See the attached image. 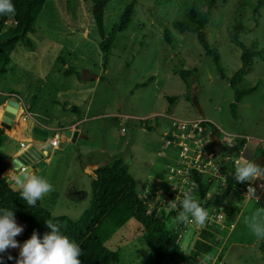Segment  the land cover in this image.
<instances>
[{"label": "rangeland", "instance_id": "1", "mask_svg": "<svg viewBox=\"0 0 264 264\" xmlns=\"http://www.w3.org/2000/svg\"><path fill=\"white\" fill-rule=\"evenodd\" d=\"M128 1L113 0L106 6L103 17V32L106 36L118 23ZM206 1L161 0L158 4L156 0H138L129 28L117 34L105 65L90 1H45L34 24L36 32L29 34L31 47L22 44L16 46L10 57L9 72L0 78V90L12 88L26 101L29 100V104L37 97L38 104L32 110L40 111L50 126L71 117V112L63 111L62 104L77 106L81 111L89 104L90 116H100L92 124H84L82 131L88 132L87 140L79 137L73 143L61 131H57L60 147L64 150L55 152L51 165H45L41 157L34 162V166L46 167V171L38 173V177L63 189L55 211L50 212L53 216H65L77 221L89 208L92 199L90 181L89 177L83 180L77 156L80 150L103 143L116 155L110 160L104 156L98 166L116 158L122 159L136 180L140 198L146 202L149 210L160 205L162 221L175 236L182 252L190 256L192 246L204 229L196 224L173 223L178 212L174 211L170 203L176 200L175 195H179V190L170 184L166 174L163 186L159 187L162 190L159 191V180L165 177L156 179L151 173L156 170L168 171L167 166L173 168L177 164L170 157L172 160L166 162L171 152L167 153L163 146L161 155L166 156L158 159L155 152L148 148V138L162 144V138L171 128V116L182 120L206 118L229 135L239 134L247 139L239 156L250 155L248 160H252L253 154L248 151L247 142L252 144L255 139H261L259 145H264V62L255 58L251 72L242 80V88L257 83L259 86L236 104V117H233L230 105L234 103V93L228 83L217 76L211 58L204 53L196 36L181 34L172 27L173 21L186 19V13L192 7L205 10ZM216 3L218 9L206 28V34L209 42L219 51L224 73L232 76L241 65L240 50L230 43L229 30L233 19L241 12L247 31L241 34L240 39L246 45L252 40H257L261 45L264 43V9L260 10L258 23L255 24L251 13V5L255 0H216ZM164 28L169 29V35L175 40L174 46L163 40ZM181 59L184 60L185 69H197L187 85L172 73L173 67ZM67 67L81 70V76H64L59 69ZM150 76L154 77L153 80L146 82ZM140 83L145 85L136 88ZM168 97L176 98L172 105L167 101ZM6 102L0 96V106ZM22 111L24 113L25 108L22 107ZM121 126L126 131L119 138L123 133L119 132ZM53 134L46 133L43 141L49 142ZM231 136V141L220 142V148L232 146L238 139H243ZM124 138L128 140L125 144L132 140L134 142L130 153L128 145L122 146ZM46 150L50 152L51 148ZM238 158L233 156V159ZM227 167L226 162L224 170ZM225 174L226 171H223L221 177ZM222 178L210 182L204 180L208 184L210 197L217 196L225 187L223 183L221 185ZM73 184L79 190L78 198L72 192ZM258 185L262 187L264 180L256 179L257 189ZM262 189L264 193V187ZM238 190L241 202L235 204L236 213L225 212L221 226L209 229L214 234L216 246L209 254L213 260L206 264H264V240H257L245 223L257 209L264 207V195L261 202L259 196L247 197L248 187L243 186ZM57 196L58 191L52 190L40 200L41 205L55 203ZM196 196L197 192L192 198ZM182 200V196H179L175 203L181 205L179 202ZM203 208L208 216L214 215V207ZM106 246L119 253L120 264L151 263L144 230L135 220L114 230ZM12 249L20 258L21 248ZM206 256L199 257V260H204Z\"/></svg>", "mask_w": 264, "mask_h": 264}, {"label": "trees", "instance_id": "2", "mask_svg": "<svg viewBox=\"0 0 264 264\" xmlns=\"http://www.w3.org/2000/svg\"><path fill=\"white\" fill-rule=\"evenodd\" d=\"M46 0H11L15 8L14 14H0V78L9 72L11 54L18 44L30 47L32 41L29 34L35 33V21L41 13ZM91 4V13L94 23L99 31L101 42L99 44L102 52V60L105 61L109 55L112 44L118 33L126 31L131 23L138 0H129L123 8L118 23L114 24L110 33L106 36L103 32V17L106 6L113 0H89ZM159 4L161 0H156ZM206 9L200 10L192 7L186 13V19H179L172 22V27L179 33L194 34L204 53L209 56L214 64L217 76L228 83L234 93V103L230 105L233 117H236L235 110L244 96L250 95L258 89L259 84L248 88H242L241 82L244 77L252 70L254 59L258 58L264 62V43L259 44L257 40H252L246 45L241 39V34L247 31L244 23V16L241 12L234 17L230 26V43L240 50L239 69L232 75L227 76L221 66L220 54L218 49L213 46L206 34V28L212 20L214 12L217 11L216 0H207ZM245 5V3H244ZM264 9V0H255L251 5V13L255 24L258 23L260 10ZM14 20L15 25H11L5 32H2L4 22ZM163 40L168 44H175V40L169 35V29H163ZM179 64L173 67V75L179 78L187 85L188 81L196 74L197 69H185L184 60L178 61ZM64 76H81L79 71L73 67H67ZM154 77H148L146 82H150ZM102 80V77L100 78ZM145 82V83H146ZM145 83L136 85V88L142 87ZM175 97H168L167 101L172 105ZM66 109L67 104H62ZM69 110L80 115L78 107H69ZM202 119V118H201ZM197 120V119H189ZM203 120V126L211 132L213 136H220V131L210 122ZM151 127L149 128V130ZM4 131L0 127V147L2 146ZM166 137V136H165ZM164 139V138H163ZM245 139H238L232 146L220 148L224 158L239 157L240 149L243 147ZM257 155H254V159ZM227 162V161H226ZM227 168H231L229 161ZM8 165L5 158L0 154V210L8 209L14 212L15 222L23 228V232L15 239L22 248L33 233L38 234L42 240L46 233L51 230L47 227L46 221L51 220L61 226V232L67 236L70 241L77 244L81 249L79 260L81 264H120V256L116 251L106 246L114 230L122 228L130 220L138 222L144 230V241L151 252L150 264H200L199 257L211 254L216 246L214 234L211 230L201 231L198 240L191 248L190 256L187 257L181 250L176 238L168 230L161 219L163 214L160 205L152 210L148 209L145 201L140 198L136 188L135 178L128 172L122 159L116 158L106 165L99 166L93 171V180L90 183L92 199L88 209H86L77 221H72L65 216H53L47 210L41 208V201H37L34 207H29L21 199L20 192L12 190L10 183L6 180L4 173ZM228 172V171H227ZM226 175V186L217 196L206 198L208 194V184L204 183L202 178L197 177L198 189L197 196L193 198L198 201L202 207L212 206L214 210L219 207L236 213L235 204L241 202L239 188L247 187L250 184L245 181L237 182L232 175ZM39 203V204H38ZM176 213L182 210H175ZM19 256L12 248L0 253V264H17Z\"/></svg>", "mask_w": 264, "mask_h": 264}, {"label": "clouds", "instance_id": "3", "mask_svg": "<svg viewBox=\"0 0 264 264\" xmlns=\"http://www.w3.org/2000/svg\"><path fill=\"white\" fill-rule=\"evenodd\" d=\"M14 13L15 8L11 0H0V14ZM220 137L221 131L220 136L217 137L219 144ZM40 154L42 158V153ZM13 161L17 165L10 175L15 182L13 187L20 192L21 199L29 207H34L37 201L53 190V187L46 179L28 172L27 167L21 162ZM260 176H264V168L258 167L253 162L240 163L237 161L233 177L237 182L243 183L253 178L258 180ZM250 196H256V190L251 186L248 188L247 197ZM170 206L176 208L175 201L171 202ZM181 208L182 210L173 218V223L203 225L207 220V211L190 194H184ZM245 223L257 240H264V207L257 209ZM46 225L51 232L46 233L42 240L38 234L33 233L32 237L23 244L17 264H81L80 247L62 234L58 223L47 220ZM22 232L23 228L15 222L14 212L8 209L0 210V253L9 248L20 247L15 238ZM212 260V256L208 255L200 264H206L207 261Z\"/></svg>", "mask_w": 264, "mask_h": 264}, {"label": "crops", "instance_id": "4", "mask_svg": "<svg viewBox=\"0 0 264 264\" xmlns=\"http://www.w3.org/2000/svg\"><path fill=\"white\" fill-rule=\"evenodd\" d=\"M65 69L66 68L59 69V71H61L63 74ZM87 73H88V70H87V72H85V75ZM94 83L96 84L97 82L94 81ZM0 96L4 97L5 102L8 99H10L11 97H16V100L20 103V108H21L19 110L18 114L16 115V119L14 120V123L11 125V128L9 130L2 128L4 131V136H3L2 146L0 147V150H2V152L1 151L0 152H1V155L5 158L6 163L8 165V168H7L4 176H5L6 180L10 183L11 187H13V185L15 183L14 180L12 179V177H10V173L12 172L11 161L16 159L26 149V148L22 149L20 144L24 143L26 145V147L33 146L39 152L41 151L43 154V158L47 157L50 160V162L46 163L45 165H51L53 162L52 157H55V155H56L55 152L56 151L60 152V151L64 150V148L60 147L58 133H56L57 131H61L65 136V131L70 130L71 131V137L76 135L75 141H77V139L79 137H81L84 140H87L88 132L82 131L84 124L85 123L92 124V122L94 120L96 121L100 118V116H90L91 106L89 104H87V106L85 107V109L83 111L80 110V113H79L80 115H77V114L71 112L69 110V107H72V106L67 105L66 109H63V108L62 109L66 113L71 112L72 113V114L70 113L71 117H69L68 120H66V121L57 123L54 126H50V125L46 124L45 120L43 119L44 116L41 114L40 111L32 110L38 104V102H36L38 100V98L36 96H35L36 97L35 101L31 104H29V100L26 101L24 99V97L22 98V96L19 93L14 92V90L12 88L0 90ZM35 102H36V104H34ZM4 105L0 106V111H2V114L0 115V122L2 121V118H3ZM22 107L25 108V110H26L24 113L22 111ZM75 107H77V106H75ZM114 116H118V115H114ZM79 117H81V118H79ZM169 119L171 121L174 118L171 116V117H169ZM202 119H205L206 121L212 123L219 131L226 133L215 122L210 121L209 119H206V118H202ZM90 126L91 125H89L88 127L90 128ZM125 131H126L125 128L121 126L119 132L120 133L123 132V133L121 135H119V138L125 133ZM46 133H54L53 136L50 138V141L52 139H54L55 136H57L58 146L56 148H53L50 146V141L49 142L43 141V137H44V135H46ZM226 134H228V133H226ZM231 135H235V136L241 137L243 139H246V138H244L243 135H239V134H231ZM66 138L72 142V140L70 138H68V137H66ZM148 139H149L148 148L152 149L155 152L156 157L158 159H162L164 156H166V155H161V147L163 145V138H162V144L160 142L157 143L155 141H150V138H148ZM133 140H135L134 136H133ZM133 140L131 142L129 141L128 144H125V142L126 141L128 142V140L124 138L123 143H122L123 147L126 145L129 146V153H130V151L132 152V147H133V143H134ZM260 141H262V140L261 139H255L254 142H252V144H250L248 142L246 143L247 146L249 144V147H247V148H248V151H250V153L253 154V155H251L252 158L254 155L261 154L260 152L264 153L263 147H260L261 151L258 149V146H261V145H259ZM49 147L51 148L50 152L46 150ZM112 151L113 150H110L107 147L105 148L103 143L93 144L92 146L87 147V149H85V150L83 149V150L79 151V155L77 156V160H79L78 161L79 162V169L82 173V177H83L84 181H85V179H87L89 177V181L91 183V181L94 178L93 171L99 167L98 163L101 162V159L104 158V156H106V158L108 160H110L114 155H116V153L112 152ZM118 152H120V151H118ZM167 153H169V152L167 151ZM169 154L170 155H167V157H166V162H170L173 159L174 164H175V157L173 156L172 153H169ZM44 156H46V157H44ZM169 157L172 159H170ZM249 157H250V155L245 156L244 154H242L241 156H239L238 160L240 163H245V162L250 161V160H248ZM35 161L29 162V163L25 164V166L27 167L28 172L37 176L38 173L45 172L46 167L39 168L38 166H34ZM104 165H106V163ZM101 166H103V165H101ZM168 167H170V166H167V169H168ZM262 168H264V166ZM151 174L154 177H156V179H158L159 177H165L166 174H168V173L166 170L164 172L156 170V172H153ZM151 174H149L147 177H149ZM90 178H91V180H90ZM258 178H261L262 180H264V176H260ZM165 179H166V177L164 179L162 178V180H159L158 188L160 186H163V182ZM67 181L69 184H72V181L70 179H67ZM149 184H152V183H149ZM152 185H156V184L153 183ZM52 187H53V190L58 191V196H57L56 202L50 203L48 205H39L41 208L46 209L47 211H49L51 213H53V211H55L57 203H59V200H60L61 195L63 193V189L61 186L52 185ZM153 187H155V186H153ZM76 189H77L76 186L73 184L72 185V192H73V194H76V196L78 198L80 196L79 190H76ZM158 190L161 191L162 188H159ZM50 193H48V195ZM263 195H264V193H263Z\"/></svg>", "mask_w": 264, "mask_h": 264}, {"label": "built area", "instance_id": "5", "mask_svg": "<svg viewBox=\"0 0 264 264\" xmlns=\"http://www.w3.org/2000/svg\"><path fill=\"white\" fill-rule=\"evenodd\" d=\"M15 24L16 22L14 20H10V22L6 20L3 28L1 29L2 32H5L9 26ZM202 123V119L182 120L174 118L172 119L170 130L163 139V148L168 152H171L174 157L176 156L175 164L177 165L173 168L171 166L168 167L167 171V178L170 184L173 187H177L179 190V195H175L176 200H178L177 197L179 196L184 198L185 193L192 196L196 192L198 189V182L196 180L197 177L202 178L203 181L208 179L210 182L213 179L218 180L222 178L221 173H223V171L232 175L235 171L236 163L239 161L238 159L233 158L226 159L222 156V153L219 151L220 148L215 146L213 143L211 132L208 131ZM232 139L233 136L221 131V137L219 138L220 142H229ZM20 146L22 149L28 148L24 143L20 144ZM50 146L53 148L58 146L57 136L50 141ZM261 146L264 149V145ZM39 153L42 152L40 151ZM226 161H229L232 167L224 170ZM44 162L49 163L50 160L46 157L44 158ZM221 185L226 186V175L222 178ZM250 186L251 185L247 187L249 188ZM251 187L255 188V198H257L258 189L255 185H252ZM206 198L211 197L207 194ZM179 203H181V201ZM180 206V204H176L175 210H179ZM223 220L224 208L219 207L215 210L213 216H208L205 223L198 226L209 230L216 228L217 226H221V222ZM192 224L194 223H188L186 225Z\"/></svg>", "mask_w": 264, "mask_h": 264}, {"label": "water", "instance_id": "6", "mask_svg": "<svg viewBox=\"0 0 264 264\" xmlns=\"http://www.w3.org/2000/svg\"><path fill=\"white\" fill-rule=\"evenodd\" d=\"M20 109H21L20 103L16 100L15 97H11L10 99H8L6 104L4 105L3 118H2V121L0 122V127L3 129L9 130L11 128V125L14 123V120L16 119V115L18 114ZM65 136L70 138L72 140V142H74L76 140V135L71 137V131L70 130L65 131ZM213 143L215 146L220 145L217 136H213ZM40 157H41V154L39 153V151L35 147L31 146V147L26 148L21 153V155H19L14 160H17V161H19L25 165L29 162H32V161L39 159ZM251 162L256 164L258 167L262 168L264 166V153L257 155L254 159H252ZM16 166H17L16 163H14V161L12 160L11 161L12 170ZM5 173H4V175H5ZM10 175H11V173H10ZM247 182L249 184L256 185V181L254 178L247 180ZM12 190L16 191L14 189V187H12ZM258 196H259L260 201L263 202V189L259 185H258Z\"/></svg>", "mask_w": 264, "mask_h": 264}]
</instances>
